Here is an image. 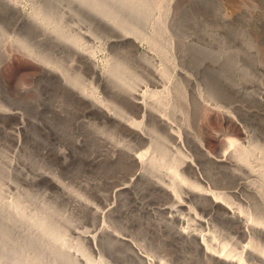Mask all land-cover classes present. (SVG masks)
Returning a JSON list of instances; mask_svg holds the SVG:
<instances>
[{
    "label": "bare ground",
    "instance_id": "obj_1",
    "mask_svg": "<svg viewBox=\"0 0 264 264\" xmlns=\"http://www.w3.org/2000/svg\"><path fill=\"white\" fill-rule=\"evenodd\" d=\"M157 1L71 0L79 3L76 13L93 27L90 34L106 39L104 46L117 47L112 50V62L104 68L95 62L92 35L88 41L83 34L66 32L55 24L64 13L54 14L46 5L34 4V19L23 23L25 34L46 47L37 51L44 71L57 75L64 102L75 108L76 122L113 134L111 158L123 153L128 177L124 175L125 181L113 186L111 195L116 200L126 193L140 205L144 204L142 199L154 204L159 201L158 207L153 205L157 215L150 211V203L143 207L138 204L140 210L150 214L146 216L140 210H131L135 205L123 208L122 201L118 207L112 205L116 202L98 200L100 204L92 205L94 211L90 209L86 216L91 226L81 229L73 224L76 218L58 221L55 208L47 206L45 211L40 208L42 211L34 214H23L24 205L17 203L13 246L6 244L12 250L8 246L2 250L3 254L11 252L5 263L0 255V263L264 264V155L248 149L219 151L216 155L206 151L207 138L197 132L202 130L198 115L205 98L198 77L184 70L180 79L189 91L185 110L190 114V124L177 125L169 100L159 97L166 85L163 78L170 79L174 70L172 73L156 58L168 49L180 60L250 54L257 47L252 39L245 38L253 35L244 23L241 29H235L224 16L220 20L225 21V33L205 32L189 13L190 1L194 0H175L176 8L172 9H177L178 20L169 28L168 18L162 21L164 25L158 23L162 17L155 20ZM0 31L7 32L2 23ZM257 33L264 36V31ZM19 39L24 42V35ZM138 40L148 49L137 52ZM127 55L139 60L133 62L137 68ZM65 57L71 60L68 66L63 62ZM3 86L11 97L22 94L5 79ZM245 88L237 87L236 92L249 94L251 91ZM0 106L6 105L3 102ZM170 142L176 144L177 151H169ZM183 147L194 151H183ZM108 197L102 198L106 201ZM85 199L90 206L93 198Z\"/></svg>",
    "mask_w": 264,
    "mask_h": 264
},
{
    "label": "rangeland",
    "instance_id": "obj_2",
    "mask_svg": "<svg viewBox=\"0 0 264 264\" xmlns=\"http://www.w3.org/2000/svg\"><path fill=\"white\" fill-rule=\"evenodd\" d=\"M6 1L9 4L5 3ZM176 1H157L158 6L156 5L157 9L155 8L153 14L157 15H155L157 21L162 17L158 23L161 21L160 24L164 25L165 22L162 21L168 18L169 21L167 20L168 23L165 24H169L170 28L175 20L177 22V9H172L176 8ZM190 2L189 13L192 12V18H195L192 21L198 24L200 29L203 28L202 30L209 34L222 35L226 29L225 21L220 20V17L224 16L223 18L231 20L235 29H241L244 26L242 23L248 26L253 36L245 39H252L257 48L250 54L210 55L183 60L172 55L173 52L169 49L167 53L161 54L162 56L157 54L158 57L160 56L156 57L157 61L160 60L159 63L164 62L163 65L174 70V76L170 79L162 77L166 85L164 87L163 84L161 85L163 89L159 92L161 93L159 97L169 100L168 107L176 114L177 125L181 127L182 122L190 124V114L186 113L187 109L185 110V99L189 91H187L188 87L186 89L185 81L182 82L180 79L181 70L193 77L197 76L200 90L205 98L198 115V124L202 125V130L197 132L199 136L204 134L207 138L206 151L216 155L219 151L248 149L258 151V154L263 156L264 154L260 153H264L262 152L264 151V36L259 35L257 31H264V0ZM34 4L46 5L54 14L64 13V17H59L55 24L63 27L66 32L81 33L85 39H89L92 35V42L90 39L88 41L96 50L94 58L99 68H104L103 66L108 65H105L106 63L112 62V52L117 48L110 47L109 44L104 46L106 39L101 40L102 38L99 37L97 39L90 34L93 29L90 22L76 13L75 9L79 3H73L71 0H0V24L7 28V32L0 31V104L4 102L6 105L0 106V255L3 254L2 250L7 248V243L13 244L14 238H11V234L14 233L13 228L15 229L13 220L19 213L16 208L17 203L22 202L24 205L20 204L25 207L24 212L21 211L23 214L45 211L46 207L50 206L57 210L55 215L57 220L65 219L67 222L68 217L76 218V221L78 218L86 219L84 222L74 221L73 224L81 229L91 226L92 222L86 216L99 201L116 202L112 205L116 204L118 207H121L123 202V208L132 204L135 207L132 206L131 208H134L131 210L136 213L141 209L138 207L140 204L136 202V205L132 202L130 195L126 193L119 196V200L118 198L115 200L111 195L114 193V187L128 177L125 165L127 162L123 153L111 158L113 134L108 133L107 130L106 133L77 123L75 108L74 110L69 108L63 100L57 75L45 73L44 64L37 51L46 47L28 37L29 34H25L23 26L27 19H34ZM169 12L173 14L172 17ZM22 35L24 42L19 39ZM166 38H164L165 42ZM137 43L139 46L135 48L137 52L148 49L146 43L139 40ZM131 57L133 60V56H130L128 61L135 64L139 62L137 58L130 60ZM63 60L65 65H70L69 58L65 57ZM134 63L132 65L136 67ZM140 64L141 62L138 65ZM200 64L204 65V68ZM3 79L15 92L22 94L9 96L4 89ZM161 86L158 89H161ZM237 87L242 89L246 87L251 92L237 93ZM153 98L155 99V96H152ZM217 103L220 105L218 106ZM175 145L170 142L168 147L172 149L169 148V151H177ZM108 147L110 151H107ZM183 148V151H194L189 147ZM86 196L96 201L92 199L91 205L88 206ZM101 196H105V199L109 197L104 201ZM142 202L144 204L140 207L150 203L149 207L152 206L150 211L157 215L155 207L159 206V201L154 204L142 199ZM140 212L146 216L149 214L142 210ZM2 242L4 245L1 244ZM12 246H8L10 250ZM10 252L5 253L10 254ZM5 253L1 256L2 263L9 258V254L5 259L2 258L7 255Z\"/></svg>",
    "mask_w": 264,
    "mask_h": 264
}]
</instances>
